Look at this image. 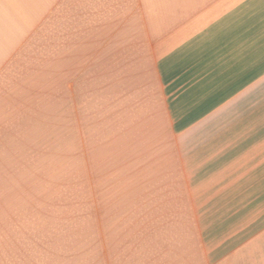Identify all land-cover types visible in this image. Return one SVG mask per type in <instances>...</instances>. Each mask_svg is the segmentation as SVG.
I'll use <instances>...</instances> for the list:
<instances>
[{
  "label": "rangeland",
  "instance_id": "obj_1",
  "mask_svg": "<svg viewBox=\"0 0 264 264\" xmlns=\"http://www.w3.org/2000/svg\"><path fill=\"white\" fill-rule=\"evenodd\" d=\"M262 40L246 73L261 97L248 93L237 116L222 114L225 99L193 109L192 97L164 115L144 66H93L66 83L61 52L54 65L45 51L26 52L38 59L7 88L17 114L0 170V264H184L205 249L223 228L224 212L199 209L222 184V158L261 165L264 184ZM224 126L247 130L226 131L231 147H222ZM255 155L263 162H249Z\"/></svg>",
  "mask_w": 264,
  "mask_h": 264
},
{
  "label": "crops",
  "instance_id": "obj_2",
  "mask_svg": "<svg viewBox=\"0 0 264 264\" xmlns=\"http://www.w3.org/2000/svg\"><path fill=\"white\" fill-rule=\"evenodd\" d=\"M263 38L264 0H0V170L6 172L8 120L17 114L7 104L8 82L25 61L38 59L26 52L45 51L52 65L54 52H61L56 59L66 83L74 77L80 84L98 66H144L151 102L164 115L174 99L192 97L193 109L203 98L209 105L225 99L222 114L237 116L246 113L240 100L248 93L261 97L246 73ZM240 130L247 127L224 126L222 137ZM226 136L222 147H231ZM227 157L221 186L210 187L211 200L199 208L224 212L221 234L208 235L205 249L192 250L184 264H264L262 167L248 169L245 156ZM257 159L263 162L262 155L249 162ZM234 162L239 167L231 171Z\"/></svg>",
  "mask_w": 264,
  "mask_h": 264
}]
</instances>
